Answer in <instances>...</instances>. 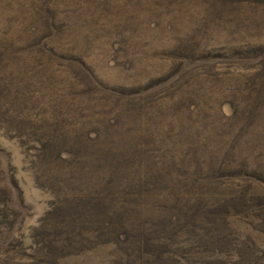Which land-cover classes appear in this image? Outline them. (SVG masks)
<instances>
[{
	"label": "rangeland",
	"instance_id": "obj_1",
	"mask_svg": "<svg viewBox=\"0 0 264 264\" xmlns=\"http://www.w3.org/2000/svg\"><path fill=\"white\" fill-rule=\"evenodd\" d=\"M196 145L230 212L183 261L264 264V0H0V264H116L87 221L131 219L146 171L190 179Z\"/></svg>",
	"mask_w": 264,
	"mask_h": 264
},
{
	"label": "trees",
	"instance_id": "obj_2",
	"mask_svg": "<svg viewBox=\"0 0 264 264\" xmlns=\"http://www.w3.org/2000/svg\"><path fill=\"white\" fill-rule=\"evenodd\" d=\"M192 150L190 151V167L193 173L189 174L191 176L190 179L184 178L185 180L183 181L190 182L188 187H179V184L183 182L179 183L177 177L175 178L170 175L165 177L157 175L158 172L146 171L149 175L132 179L128 191L124 190L125 193L131 196L129 199L133 202L130 203V209L120 207L122 211L120 214L127 216L128 212H130L131 216L129 218L131 219L125 217L124 221H120L119 219L107 216L110 220L87 221L99 236L97 238L105 241V244L101 245L103 248L113 245L115 247L113 250L121 251L116 264H185L181 253L187 251V243L189 242L191 246H198L200 244L207 246V250L196 249V253L205 256H211L220 247H224L221 240L214 236V223L219 212L226 219L230 210L228 206L225 207L223 203H216L210 197L204 201L201 199L205 197H200L199 193H201V190L200 188L195 189V187H198L197 184L200 181L207 183V176L210 174L212 168L210 166L205 171L204 164L201 161L204 152L202 150L199 152V146L196 145ZM156 165L158 166L159 164ZM177 183L178 187H173ZM205 187L206 185L202 186L204 190ZM145 198L147 200L154 198L157 202L160 199L161 203H158L160 211L152 215L151 211L144 208L145 206L141 207L137 204ZM171 204L175 205L171 206ZM83 206L84 204L81 211ZM75 211L76 218L71 220L72 226L65 229L74 233L78 230L73 229V224L79 227V214L81 212L77 209ZM110 215L115 216L119 214H114L113 211H110ZM138 222L139 227L136 225ZM227 222L228 220L222 222L217 227H222L223 225L227 227ZM126 223L132 225L131 228L137 234V237L134 238V235L121 230ZM142 226L143 228H141ZM103 237L109 238L100 239ZM65 240L71 241L67 237H65ZM80 240L89 241L91 239ZM56 242L65 245L56 247L62 246V249L66 252L73 247V245H66V242L62 238ZM191 251L194 253V250Z\"/></svg>",
	"mask_w": 264,
	"mask_h": 264
}]
</instances>
